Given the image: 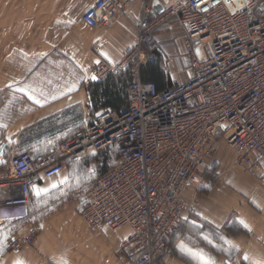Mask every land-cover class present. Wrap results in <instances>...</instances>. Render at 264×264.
<instances>
[{"label": "built area", "instance_id": "built-area-1", "mask_svg": "<svg viewBox=\"0 0 264 264\" xmlns=\"http://www.w3.org/2000/svg\"><path fill=\"white\" fill-rule=\"evenodd\" d=\"M133 3L139 9L135 43L118 61L92 66L99 78L129 74L127 105L99 110L47 152L14 154L0 175V210L28 209L40 179L116 147L114 164L100 171L94 160L93 180L76 190L80 215L91 229L130 228L121 244L128 264H166L184 190L210 168L220 142L235 151L238 165L256 168L264 158V0H95L82 20L108 27ZM171 21L180 30L172 41L182 40L190 75L158 87L141 80L140 68L156 51L155 30ZM33 240V234L16 235L9 246L19 250Z\"/></svg>", "mask_w": 264, "mask_h": 264}, {"label": "crops", "instance_id": "crops-1", "mask_svg": "<svg viewBox=\"0 0 264 264\" xmlns=\"http://www.w3.org/2000/svg\"><path fill=\"white\" fill-rule=\"evenodd\" d=\"M94 2L0 0V143L11 142L17 151L42 153L82 128L83 111L89 112L87 86L105 79L96 77L93 64L118 61L137 36V3L110 26L89 27L82 15ZM171 33L180 34L173 21L154 32L164 85L190 75L185 69L191 61L182 40L179 52L171 49L176 42L162 39L172 38ZM197 54L202 55L201 49ZM226 158L218 155L220 177L206 194L199 191L207 174L197 173L189 181L183 195V218L171 239L172 254L166 264H218L222 252L212 248L216 241L210 232L226 233L224 228L235 217L248 234L226 233L235 247L234 264L264 262V158L250 170L236 167L232 155ZM81 165L70 163L57 176L40 179L28 209L0 213V231L10 224L15 235H34L32 244L19 251H1L0 244V264H128L121 244L129 227L91 229L75 203L53 196L69 185V171L76 173ZM38 189L42 190L39 194Z\"/></svg>", "mask_w": 264, "mask_h": 264}, {"label": "rangeland", "instance_id": "rangeland-1", "mask_svg": "<svg viewBox=\"0 0 264 264\" xmlns=\"http://www.w3.org/2000/svg\"><path fill=\"white\" fill-rule=\"evenodd\" d=\"M162 39L166 40V41L169 40V39L172 40V38L170 36H165ZM180 45H181V43L177 41L175 44H173L171 46L172 47L171 48L172 51H177L178 50L180 52V49H181ZM153 46L155 48V43H154ZM166 50H167L166 53H169L170 50H168V49H166ZM55 52H56V50H55ZM157 54L158 53H156V51H154L152 54H150L148 56V59L151 58V57L156 56ZM148 59H147V61H148ZM91 69L93 71V68H91ZM94 74H95V72H94ZM96 77H98V76H96ZM184 77H185V73L181 72L179 74V78L183 79ZM174 80L176 82H179L178 81L179 79H177V78H175ZM82 115H83V118L86 120L85 122H88V121H90L93 118L95 113H92L90 111L88 112V111L84 110ZM85 122H83L81 129H83ZM12 144L13 143H11V142H7V143L1 142L0 143V175L7 173V169H8L10 158L14 154H16L17 152H20V151L14 150ZM57 145L58 144H56L54 146V148ZM117 151H118L117 148L113 147V148H111V149H109L107 151L99 153L95 157V159H93L94 157L93 158L91 157V159H89L87 161L80 162V163H82V165L80 166V170L79 171H77L76 173H73V171H69L70 172V176H71V180L69 181V185L65 186L64 190L59 191V193H56L53 196L54 197H61L62 199L67 200L66 202L71 203V204L75 203L77 209L80 210L79 208H81V206H80L81 199H80V196H78L76 194V190L79 187H81V186H83V185H85V184H87V183H89L90 181L93 180V178L95 176L94 160L97 161L98 169L100 171H105L106 169H108L110 166H112L114 164V162H115V160L117 158ZM219 154L220 155L221 154L226 155L227 158L225 160H228V157H230L232 155L233 158H234V165L236 167L242 168L244 170L253 169V168H249L247 166L238 165L237 158H236L237 156H236L235 151L231 147L226 145V143H224L222 141L218 145V149H217L216 154L214 155V157L212 159L210 168L208 170L199 171V173L207 174V176H206L207 178H206L205 184H202L203 185L202 189L199 191L200 194H206L205 192L210 190V188L217 181L218 177H220V173L218 172V169L220 168V163L217 160ZM70 163H73V162H70ZM70 163L66 164V167L64 168L63 171H65V169H67L68 164H70ZM226 165L227 164H225V162H224V166H226ZM185 190H184V192H185ZM183 195H184V193H183ZM30 203H31V197H30ZM30 206H31V204H30ZM7 210H14V209H7ZM15 210L20 211L22 209L15 208ZM2 211L3 210H0V213ZM18 211L17 212L15 211V214L17 213V216L19 215ZM7 225H9V226H7ZM7 225L3 226L1 228L2 230L0 231V244L2 245L1 251L2 250H7V251H19V250H21L25 246L24 244L19 250H14L12 247L9 246V244L11 243L10 241L13 239L14 236L18 235V237L19 236L23 237V235H21V234H16L15 235L10 230V229H13L14 226H10V224H7ZM246 230H247L246 226H243V224L240 223L237 220L236 217L233 218L232 221H230V223L228 222L226 227L224 228V231L226 233L230 232L234 236L235 235H239V234H242V236L243 235H247L248 231H246ZM226 233H224L223 231L217 232L215 230H212L210 232V235H212L215 238V241H216L212 248L214 250H216L218 252V254H219V252L220 253L222 252V257H221V259H222L221 261L222 262L220 261L218 264H234V262H235V260L233 259V256H234V253H235V247L232 245L231 240H229L228 238L225 237ZM174 234H173V236H174ZM170 242H171V240L169 241V244H170ZM170 246H171V244H170ZM262 264H264V262Z\"/></svg>", "mask_w": 264, "mask_h": 264}, {"label": "trees", "instance_id": "trees-1", "mask_svg": "<svg viewBox=\"0 0 264 264\" xmlns=\"http://www.w3.org/2000/svg\"><path fill=\"white\" fill-rule=\"evenodd\" d=\"M140 77L143 81L155 82L158 87L164 86L163 71L156 56L149 58L141 66ZM130 79L128 73H116L108 74L103 80L90 82L87 86L89 111L96 113L101 109L124 108L128 102L126 85Z\"/></svg>", "mask_w": 264, "mask_h": 264}, {"label": "water", "instance_id": "water-1", "mask_svg": "<svg viewBox=\"0 0 264 264\" xmlns=\"http://www.w3.org/2000/svg\"><path fill=\"white\" fill-rule=\"evenodd\" d=\"M155 9H157L158 11H161L162 8L159 5H156Z\"/></svg>", "mask_w": 264, "mask_h": 264}, {"label": "snow or ice", "instance_id": "snow-or-ice-1", "mask_svg": "<svg viewBox=\"0 0 264 264\" xmlns=\"http://www.w3.org/2000/svg\"><path fill=\"white\" fill-rule=\"evenodd\" d=\"M30 98H31V97H30ZM36 191H37V194H39V192L42 191V190H39V189H38V190H36ZM17 264H21V262H17Z\"/></svg>", "mask_w": 264, "mask_h": 264}]
</instances>
